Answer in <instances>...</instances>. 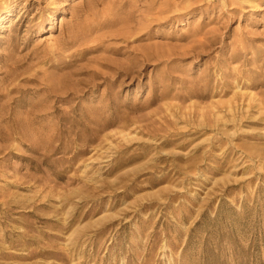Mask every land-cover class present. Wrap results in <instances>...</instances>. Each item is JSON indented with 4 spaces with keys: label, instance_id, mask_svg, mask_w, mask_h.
<instances>
[{
    "label": "rangeland",
    "instance_id": "rangeland-1",
    "mask_svg": "<svg viewBox=\"0 0 264 264\" xmlns=\"http://www.w3.org/2000/svg\"><path fill=\"white\" fill-rule=\"evenodd\" d=\"M0 264H264V0H0Z\"/></svg>",
    "mask_w": 264,
    "mask_h": 264
}]
</instances>
